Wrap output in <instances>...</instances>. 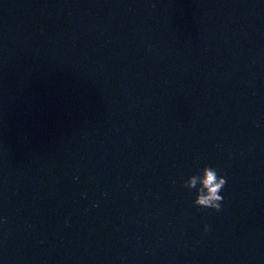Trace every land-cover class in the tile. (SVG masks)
I'll return each instance as SVG.
<instances>
[{
  "label": "water",
  "instance_id": "95a60500",
  "mask_svg": "<svg viewBox=\"0 0 264 264\" xmlns=\"http://www.w3.org/2000/svg\"><path fill=\"white\" fill-rule=\"evenodd\" d=\"M0 264H264V0H0Z\"/></svg>",
  "mask_w": 264,
  "mask_h": 264
},
{
  "label": "clouds",
  "instance_id": "9594fccd",
  "mask_svg": "<svg viewBox=\"0 0 264 264\" xmlns=\"http://www.w3.org/2000/svg\"><path fill=\"white\" fill-rule=\"evenodd\" d=\"M226 185V179L223 175H218V170L212 166H204L199 174L189 176L182 184V187L188 190L195 189L196 197L193 201L194 206L212 209L216 212L221 211L220 195ZM210 230L209 225L204 226V231Z\"/></svg>",
  "mask_w": 264,
  "mask_h": 264
}]
</instances>
